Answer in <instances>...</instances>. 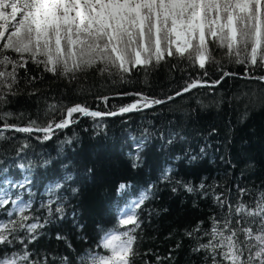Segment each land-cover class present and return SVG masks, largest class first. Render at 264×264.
<instances>
[{"label":"trees","instance_id":"trees-1","mask_svg":"<svg viewBox=\"0 0 264 264\" xmlns=\"http://www.w3.org/2000/svg\"><path fill=\"white\" fill-rule=\"evenodd\" d=\"M211 47L220 63L207 65V75L177 57L136 68L124 80L96 68L76 73L75 79L53 75L31 61L18 69L16 95H8L0 112L12 113L8 124L26 126L31 120L41 127L58 122L61 111L75 104L118 111L138 99L129 94L164 99L197 79L211 83L222 72L236 75L140 111L97 118L74 114L77 122L56 129L48 140L43 133L5 132L0 189L12 199L30 201L25 215L34 219L27 223L42 227L31 243L21 231L17 235L23 244L0 245V259L27 252L21 264H82L90 252L106 255L97 247L101 239L113 229L123 231L121 213L147 193L135 209L142 221L136 230V264H212L207 252L194 249L210 239L205 233L213 218L223 220L227 214L217 197L233 208L241 202L254 207L264 192V83L240 77L246 66L229 63L223 50ZM248 71L264 75L258 68ZM50 104L59 110L46 115ZM25 179L30 183L12 187ZM61 205L62 215L55 211ZM12 209V204L0 208V221L16 219L15 213L8 216Z\"/></svg>","mask_w":264,"mask_h":264},{"label":"snow or ice","instance_id":"snow-or-ice-1","mask_svg":"<svg viewBox=\"0 0 264 264\" xmlns=\"http://www.w3.org/2000/svg\"><path fill=\"white\" fill-rule=\"evenodd\" d=\"M212 45L223 50L229 63L245 65L244 77L264 83V75L252 76L248 71H264V0H0V105L8 103L9 94L16 95L13 87L18 83V69H26L29 61L42 65L53 75L75 79L76 73L96 68L101 75L116 74L124 80L136 68L147 69L177 57L205 69L207 75V65L220 63L213 55ZM234 75L222 72L220 79L211 84L197 79L175 96L198 87H215ZM32 80L35 77L29 82ZM129 95L138 99L118 111H93L75 104L61 111L58 122L53 119L43 127L31 120L26 126L8 124L12 113L0 112V120L4 121L0 139L6 138L5 132L15 131L42 132L43 139L48 140L56 129L76 123L74 114L92 118L117 116L166 102L142 93ZM174 98L168 96L167 100ZM102 99L107 103L109 98ZM58 110V105L50 104L45 114ZM27 183L30 181L25 179L12 187L22 188ZM124 187L120 185L121 189ZM188 191L193 189L189 187ZM147 199L145 193L131 209L121 213L118 224L123 231L105 233L97 247L108 254L90 252L81 258L82 264H136V230L142 221L135 209ZM217 202L221 208L227 207V214L223 220L213 218L211 231L205 233L210 239L194 251L207 252L212 264H264V192L254 207L241 202L233 208L219 197ZM52 203L48 205L49 215ZM8 204L13 205L8 216L15 213L17 218L0 221V245H10L13 240L23 244L17 235L21 231L29 234V243L36 240L35 233L42 225L27 223L34 219L25 215L31 202L25 203L20 196L12 199L8 191L0 189V208ZM55 211L62 215L64 209L61 205ZM28 255L13 254L0 259V264H21Z\"/></svg>","mask_w":264,"mask_h":264},{"label":"water","instance_id":"water-1","mask_svg":"<svg viewBox=\"0 0 264 264\" xmlns=\"http://www.w3.org/2000/svg\"><path fill=\"white\" fill-rule=\"evenodd\" d=\"M240 77H243V78H246V77H244V75H242V74H240L239 75ZM209 84H211V83H209ZM181 91V90H180ZM171 96H174V97H177V96H175V94H173V95H171ZM162 100H165L166 102H168L169 100H167V98H164V99H162ZM91 110V109H90ZM93 111H97V110H93ZM101 112V111H100ZM34 133H42V132H34Z\"/></svg>","mask_w":264,"mask_h":264}]
</instances>
